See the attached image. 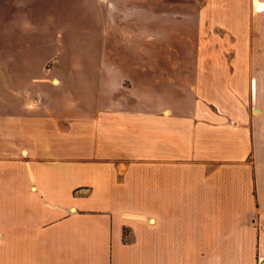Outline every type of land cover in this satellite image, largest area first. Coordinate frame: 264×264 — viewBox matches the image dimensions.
Here are the masks:
<instances>
[{"label":"crops","instance_id":"0c3cea01","mask_svg":"<svg viewBox=\"0 0 264 264\" xmlns=\"http://www.w3.org/2000/svg\"><path fill=\"white\" fill-rule=\"evenodd\" d=\"M148 5L0 0V264H264V0Z\"/></svg>","mask_w":264,"mask_h":264},{"label":"rangeland","instance_id":"374dc122","mask_svg":"<svg viewBox=\"0 0 264 264\" xmlns=\"http://www.w3.org/2000/svg\"><path fill=\"white\" fill-rule=\"evenodd\" d=\"M162 0H148L149 2V5H148V12L149 13H152V14H155L157 12L156 10V4L161 2ZM262 4V3H261ZM256 6V5H255ZM258 7V6H257ZM256 7V8H257ZM260 8V7H259ZM69 11H72V8L69 9ZM152 40V38L149 37V42ZM164 48L162 49V53H159V59L163 60V61H168V60H171V54L172 51H171V48L168 47L167 44L164 43ZM162 55V56H161ZM180 60H184L186 61L187 60V54L186 53H180ZM181 89H182V86H180Z\"/></svg>","mask_w":264,"mask_h":264},{"label":"built area","instance_id":"2783aa9c","mask_svg":"<svg viewBox=\"0 0 264 264\" xmlns=\"http://www.w3.org/2000/svg\"><path fill=\"white\" fill-rule=\"evenodd\" d=\"M256 10L260 11V9L256 8Z\"/></svg>","mask_w":264,"mask_h":264},{"label":"bare ground","instance_id":"6f19581e","mask_svg":"<svg viewBox=\"0 0 264 264\" xmlns=\"http://www.w3.org/2000/svg\"><path fill=\"white\" fill-rule=\"evenodd\" d=\"M256 1V0H255ZM264 7H261L260 9H263Z\"/></svg>","mask_w":264,"mask_h":264}]
</instances>
